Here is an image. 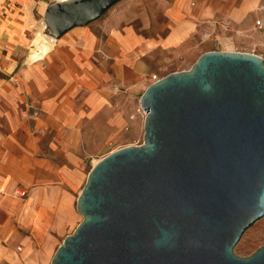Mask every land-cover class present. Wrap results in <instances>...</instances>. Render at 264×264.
Returning <instances> with one entry per match:
<instances>
[{"label": "water", "instance_id": "95a60500", "mask_svg": "<svg viewBox=\"0 0 264 264\" xmlns=\"http://www.w3.org/2000/svg\"><path fill=\"white\" fill-rule=\"evenodd\" d=\"M119 1L54 2L47 33L59 38ZM140 105L143 142L91 167L82 220L49 264H264V244L234 253L264 216V60L204 52L152 82Z\"/></svg>", "mask_w": 264, "mask_h": 264}, {"label": "crops", "instance_id": "0c3cea01", "mask_svg": "<svg viewBox=\"0 0 264 264\" xmlns=\"http://www.w3.org/2000/svg\"><path fill=\"white\" fill-rule=\"evenodd\" d=\"M64 1L0 0V264L50 263L81 221L76 201L96 158L138 139L139 87L216 11L121 0L54 38L44 13ZM38 35L51 46L30 59Z\"/></svg>", "mask_w": 264, "mask_h": 264}, {"label": "rangeland", "instance_id": "374dc122", "mask_svg": "<svg viewBox=\"0 0 264 264\" xmlns=\"http://www.w3.org/2000/svg\"><path fill=\"white\" fill-rule=\"evenodd\" d=\"M190 1L192 6L195 7L208 5L209 2L216 11L212 17L201 22V30L198 29L197 33L195 32L192 37L186 40L185 44L187 49L181 54H166L165 64L157 69L152 75L161 78L173 72L187 70L201 54L213 50L252 53L260 56L264 60V31L263 29H258L255 24V21L258 18L264 20V0ZM242 7L243 9H241ZM237 8H240L241 11H239L238 15H232V10ZM210 26L215 27L209 30ZM205 27L208 28L206 31H203ZM143 90V87H139L136 94L138 117L134 121L138 122L140 126L139 129H141L138 139H121L120 141H112L111 144L108 145L107 150L99 154L96 158L97 160H100L113 150L120 147L139 145L143 142V122L145 112L140 105L141 95L145 91ZM263 244L264 216L244 232L239 242L234 247V253L238 256L246 257L255 252Z\"/></svg>", "mask_w": 264, "mask_h": 264}, {"label": "bare ground", "instance_id": "6f19581e", "mask_svg": "<svg viewBox=\"0 0 264 264\" xmlns=\"http://www.w3.org/2000/svg\"><path fill=\"white\" fill-rule=\"evenodd\" d=\"M34 46L35 48L30 54V59H36L40 57L51 45L48 41L38 35L34 40Z\"/></svg>", "mask_w": 264, "mask_h": 264}, {"label": "built area", "instance_id": "2783aa9c", "mask_svg": "<svg viewBox=\"0 0 264 264\" xmlns=\"http://www.w3.org/2000/svg\"><path fill=\"white\" fill-rule=\"evenodd\" d=\"M255 24H256V26H257L258 29H263L264 28V20L262 18H258L255 21ZM150 79H151L152 82H155L158 79H160V77H157L156 75H151Z\"/></svg>", "mask_w": 264, "mask_h": 264}]
</instances>
